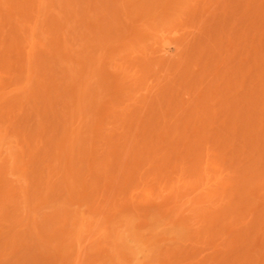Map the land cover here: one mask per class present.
I'll return each instance as SVG.
<instances>
[{"label": "rangeland", "instance_id": "obj_1", "mask_svg": "<svg viewBox=\"0 0 264 264\" xmlns=\"http://www.w3.org/2000/svg\"><path fill=\"white\" fill-rule=\"evenodd\" d=\"M0 264H264V0H0Z\"/></svg>", "mask_w": 264, "mask_h": 264}]
</instances>
